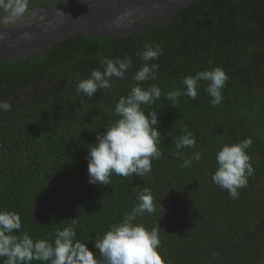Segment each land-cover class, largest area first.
I'll return each instance as SVG.
<instances>
[{
    "label": "trees",
    "instance_id": "obj_1",
    "mask_svg": "<svg viewBox=\"0 0 264 264\" xmlns=\"http://www.w3.org/2000/svg\"><path fill=\"white\" fill-rule=\"evenodd\" d=\"M74 1L30 0L28 12ZM147 44L163 49L148 62L158 65L157 79L140 84L161 88V98L144 111L158 113L162 156L143 177L113 175L106 187L90 184L88 145L119 119L115 104L137 85L132 77L145 63L138 53ZM125 56L133 62L125 79L114 77L112 88L93 98L77 94L79 80L103 71V58ZM214 67L228 76L220 105L211 106L205 81L195 100L182 95L173 106L166 99L169 91L185 90L184 77ZM0 101L12 105L0 110V211L21 216L13 234L54 242L55 229L76 219V238L102 261L95 241L122 222L147 189L156 210L134 223L159 229L165 264H264V0H198L166 26L153 22L123 38L78 34L43 56L2 62ZM185 126L197 142L183 149L185 158L195 152L202 158L182 168L174 140ZM245 138L253 141L254 174L231 199L211 179L216 154Z\"/></svg>",
    "mask_w": 264,
    "mask_h": 264
},
{
    "label": "clouds",
    "instance_id": "obj_2",
    "mask_svg": "<svg viewBox=\"0 0 264 264\" xmlns=\"http://www.w3.org/2000/svg\"><path fill=\"white\" fill-rule=\"evenodd\" d=\"M85 2V0H83ZM30 0H0V10L5 13V22L23 19L28 12ZM86 3V2H85ZM88 4V3H87ZM163 53L159 45L147 44L138 53L145 63L137 70L132 79L137 83L130 93L121 96L114 107L118 120L107 126L103 133H98L96 142L88 145V183L108 186L113 175L121 177H143L152 170V161L159 160L162 151L160 121L156 111H144L161 98V88L151 84L142 88L141 83L157 79L158 65L149 61L158 60ZM103 71L93 69L90 77L79 80L77 94L83 93L93 98L97 92L110 90L112 79H125L126 72L133 67L131 57L112 60L103 58ZM228 76L221 67L210 68L186 76L182 80L185 90L169 91L166 99L175 106L182 95L195 100L198 96V84L207 82L205 92L211 97L213 107L223 101L222 89ZM11 103L0 101V110L10 111ZM171 136V131L168 133ZM196 139L187 126L183 134L174 140V154L182 160L181 167H190L193 161H200V152L185 158L184 148H194ZM251 138L239 143L225 144L216 154L217 170L211 179L214 184L226 190L231 199H237L240 189L247 187L248 178L254 174L248 150L252 147ZM138 203L124 215L122 222L112 225L103 237L95 241L101 260H98L85 243L76 238L75 223L72 219L68 226L56 228L54 242L47 239H33L25 231L22 235L13 234L22 227L21 216L16 212L0 211V258H6L3 264H32V261L44 264H165L158 249L161 245L159 229H147L143 224L134 223L137 217L145 213H154V197L145 189L137 196ZM215 255V253L213 254Z\"/></svg>",
    "mask_w": 264,
    "mask_h": 264
},
{
    "label": "water",
    "instance_id": "obj_3",
    "mask_svg": "<svg viewBox=\"0 0 264 264\" xmlns=\"http://www.w3.org/2000/svg\"><path fill=\"white\" fill-rule=\"evenodd\" d=\"M198 0H77L38 5L20 24L2 26L0 63L43 56L74 35L123 38L158 22L166 26L177 13ZM88 3V4H87Z\"/></svg>",
    "mask_w": 264,
    "mask_h": 264
},
{
    "label": "flooded vegetation",
    "instance_id": "obj_4",
    "mask_svg": "<svg viewBox=\"0 0 264 264\" xmlns=\"http://www.w3.org/2000/svg\"><path fill=\"white\" fill-rule=\"evenodd\" d=\"M36 10V9H35ZM34 11V10H33ZM31 12V11H30ZM7 24V25H6ZM20 24V20H17L15 22H5L2 26H10V25H17Z\"/></svg>",
    "mask_w": 264,
    "mask_h": 264
},
{
    "label": "rangeland",
    "instance_id": "obj_5",
    "mask_svg": "<svg viewBox=\"0 0 264 264\" xmlns=\"http://www.w3.org/2000/svg\"><path fill=\"white\" fill-rule=\"evenodd\" d=\"M30 12V11H29ZM7 25V24H6Z\"/></svg>",
    "mask_w": 264,
    "mask_h": 264
}]
</instances>
